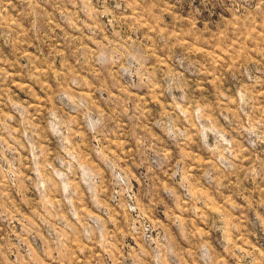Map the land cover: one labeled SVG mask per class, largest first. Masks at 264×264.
<instances>
[{"label": "rangeland", "instance_id": "obj_1", "mask_svg": "<svg viewBox=\"0 0 264 264\" xmlns=\"http://www.w3.org/2000/svg\"><path fill=\"white\" fill-rule=\"evenodd\" d=\"M0 264H264V0H0Z\"/></svg>", "mask_w": 264, "mask_h": 264}]
</instances>
